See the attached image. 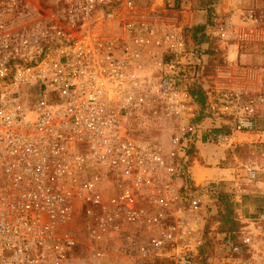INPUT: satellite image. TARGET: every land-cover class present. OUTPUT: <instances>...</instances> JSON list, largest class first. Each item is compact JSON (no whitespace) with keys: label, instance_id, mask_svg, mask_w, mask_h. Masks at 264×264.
Masks as SVG:
<instances>
[{"label":"built area","instance_id":"built-area-1","mask_svg":"<svg viewBox=\"0 0 264 264\" xmlns=\"http://www.w3.org/2000/svg\"><path fill=\"white\" fill-rule=\"evenodd\" d=\"M148 1L0 0V264H103L110 245L137 239L141 256L195 264L201 200L181 194L182 171L133 129L149 108L194 118L179 84L190 26ZM247 17L260 39L263 20ZM205 30L223 43L233 33L227 22ZM224 89L228 111L241 95ZM191 132L172 131V146Z\"/></svg>","mask_w":264,"mask_h":264},{"label":"rangeland","instance_id":"rangeland-1","mask_svg":"<svg viewBox=\"0 0 264 264\" xmlns=\"http://www.w3.org/2000/svg\"><path fill=\"white\" fill-rule=\"evenodd\" d=\"M213 1L210 0V9ZM151 3L162 5L166 11L194 12L191 0H180V7L175 10L167 8L164 0L163 3L159 0L147 2ZM233 15L232 11L225 12L215 15L211 21L213 26L227 22L232 27L233 33L224 43L206 30L193 38L191 31L201 28L203 25H198L201 23L186 28L187 51L194 57H190L188 66L184 65L188 69L184 67L179 84L186 90L192 84L201 86L206 95L204 118L197 121L198 108L194 103V118L186 121L149 108L147 128H133L136 135L147 137L149 142L161 147L169 167L182 171L176 180L179 187L184 174L194 187L218 183L235 204L234 217L239 225L229 237L219 232L216 208L209 209L208 198L192 194L201 200L202 217L201 245L195 264H264V17H257L263 20V30L262 37L255 40L250 19L233 18ZM232 46L237 47L234 48L238 51L237 60L231 57ZM225 72L229 73V80L223 79ZM225 86L228 92L236 91L241 95L238 103L229 105L228 111L221 110V90H225ZM246 107L252 111H246ZM238 120L251 122V128L237 129ZM187 124L192 126L193 132L186 134L176 149L170 142V133ZM202 135L206 136V141H202ZM229 136L232 141L223 140ZM187 149H190L188 155ZM180 192L184 195L181 189ZM74 227L79 237L78 225ZM246 238H249L247 243L244 242ZM83 240L79 239L80 246L72 254L75 260L86 257V241ZM146 243L144 239L117 241L107 248L103 264H172L167 258L141 256L139 250L148 249ZM231 246L238 250L233 252ZM201 248L202 258L199 256Z\"/></svg>","mask_w":264,"mask_h":264},{"label":"trees","instance_id":"trees-1","mask_svg":"<svg viewBox=\"0 0 264 264\" xmlns=\"http://www.w3.org/2000/svg\"><path fill=\"white\" fill-rule=\"evenodd\" d=\"M165 6L171 8L173 10L178 9L180 7V0H164ZM192 9L194 11L203 12L209 10L210 0H191ZM211 24V23H210ZM209 24V25H210ZM204 30L201 28H194L191 31L192 37L195 38L197 33H200ZM201 40L199 39V42ZM188 96L191 101L198 108V116L197 121H201L204 118V110L206 107V95L203 92L201 86L198 84H192L187 89ZM202 141H206V136L202 135ZM186 155L190 154V149L185 151ZM186 167H183L182 170L185 171ZM181 191L187 194H202L205 195L211 203L209 209L215 207L216 208V219L219 225V232L229 235L232 237L234 233L238 229V222L234 217V207L235 204L231 202L230 197L224 193V190L221 188V184L218 183H210L204 187H194L192 182H190L188 176L185 174L182 176V186ZM203 249L201 248L199 251V256L202 258Z\"/></svg>","mask_w":264,"mask_h":264},{"label":"crops","instance_id":"crops-1","mask_svg":"<svg viewBox=\"0 0 264 264\" xmlns=\"http://www.w3.org/2000/svg\"><path fill=\"white\" fill-rule=\"evenodd\" d=\"M159 3H163V0H159ZM214 5L212 9L209 8L207 11L203 12H185L182 11L180 16V21L187 26H193L197 23L198 25H203L204 30L211 23L213 17L218 14H223L225 12H234L233 18L239 16L253 15L254 17H259L264 14V0H214ZM237 47L232 46L231 57L237 60L238 51L234 50Z\"/></svg>","mask_w":264,"mask_h":264},{"label":"flooded vegetation","instance_id":"flooded-vegetation-1","mask_svg":"<svg viewBox=\"0 0 264 264\" xmlns=\"http://www.w3.org/2000/svg\"><path fill=\"white\" fill-rule=\"evenodd\" d=\"M147 128V123L145 124V126L143 127V129L145 130ZM142 139H147V137L144 136H140Z\"/></svg>","mask_w":264,"mask_h":264}]
</instances>
